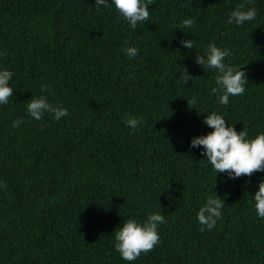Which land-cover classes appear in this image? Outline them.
<instances>
[{
    "label": "trees",
    "instance_id": "obj_1",
    "mask_svg": "<svg viewBox=\"0 0 264 264\" xmlns=\"http://www.w3.org/2000/svg\"><path fill=\"white\" fill-rule=\"evenodd\" d=\"M240 4L256 19L228 23ZM148 7L133 29L94 0H0V70L13 73L14 91L0 105V264H264V218L253 200L264 171L230 178L202 146L190 147L212 131L202 123L212 112L248 139L264 133V0ZM187 39L192 50L180 44ZM209 43L246 73L244 94L227 106L211 91L215 70L195 62ZM128 47L137 56H126ZM41 95L68 115L32 118L28 100ZM128 116L140 120L135 129ZM215 195L222 217L201 232L196 214ZM152 213L165 219L160 242L123 260L113 231Z\"/></svg>",
    "mask_w": 264,
    "mask_h": 264
},
{
    "label": "clouds",
    "instance_id": "obj_2",
    "mask_svg": "<svg viewBox=\"0 0 264 264\" xmlns=\"http://www.w3.org/2000/svg\"><path fill=\"white\" fill-rule=\"evenodd\" d=\"M153 0H94L95 9L100 7L114 6L119 16L125 20L131 28L135 29L138 23L146 22L149 19V5ZM244 4H240L230 13L228 23L243 25L256 19L255 8L244 11ZM183 27L191 28L195 24L194 18L183 20ZM180 44L189 50L194 48L191 39L181 40ZM139 49L128 47L125 54L128 57L137 56ZM231 53L227 49H221L215 44L209 43L202 54L195 55V62L203 69H214L215 85L212 93H221L219 103L227 106L229 96H240L245 92V85L248 83L246 73L242 68L227 65L224 60ZM13 73L8 70H0V105L7 104L9 98L14 95L13 89L9 86ZM192 77L183 72V82L186 83ZM42 92L50 91L47 85L42 86ZM48 112L53 115L56 121L68 115V109L53 106L46 96H33L27 103V114L39 120L43 114ZM23 123L22 119L13 121L12 127L17 128ZM140 120L128 116L125 120L126 126L135 129ZM202 123L212 129L206 135L197 136L191 139L190 147L202 146V155L213 167L216 173H227L230 178L241 176L250 177L255 172L264 171V133L258 134L255 138L248 139L246 130L237 132L233 126H228L226 120L216 112L205 116ZM0 187L6 188V183L0 182ZM256 214L264 218V179L258 184V190L253 194ZM225 207L217 195L206 198L204 205L197 212V220L201 225L200 231L211 230L217 221L222 217V209ZM165 223L164 216L159 213H152L142 222H137L134 218H129L114 232L115 249L125 261H135L142 253L152 251L160 242L158 225Z\"/></svg>",
    "mask_w": 264,
    "mask_h": 264
}]
</instances>
